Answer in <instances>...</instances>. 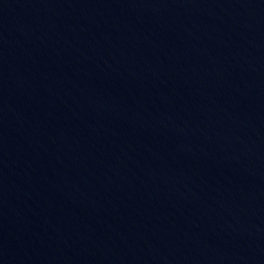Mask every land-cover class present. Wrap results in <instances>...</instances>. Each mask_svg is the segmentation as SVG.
<instances>
[{"label":"water","instance_id":"1","mask_svg":"<svg viewBox=\"0 0 264 264\" xmlns=\"http://www.w3.org/2000/svg\"><path fill=\"white\" fill-rule=\"evenodd\" d=\"M0 264H264V0H0Z\"/></svg>","mask_w":264,"mask_h":264}]
</instances>
